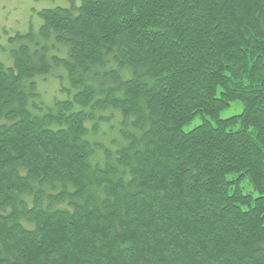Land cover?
<instances>
[{"label":"trees","instance_id":"1","mask_svg":"<svg viewBox=\"0 0 264 264\" xmlns=\"http://www.w3.org/2000/svg\"><path fill=\"white\" fill-rule=\"evenodd\" d=\"M38 15L0 61V264H264V0Z\"/></svg>","mask_w":264,"mask_h":264},{"label":"rangeland","instance_id":"2","mask_svg":"<svg viewBox=\"0 0 264 264\" xmlns=\"http://www.w3.org/2000/svg\"><path fill=\"white\" fill-rule=\"evenodd\" d=\"M68 3L69 0H0V61L8 65L12 63L11 52L18 45L15 36L35 31L39 27L42 22L38 15L40 10L58 5L67 6ZM58 86L55 80L41 84L42 90L47 91L48 99L57 91ZM242 109L240 102H233L221 112V117L238 114ZM200 122V119H196L187 129Z\"/></svg>","mask_w":264,"mask_h":264}]
</instances>
